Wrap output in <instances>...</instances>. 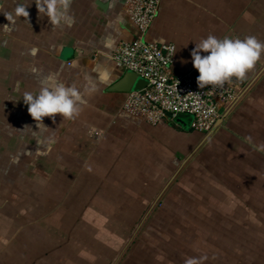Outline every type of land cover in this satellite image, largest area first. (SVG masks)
Returning a JSON list of instances; mask_svg holds the SVG:
<instances>
[{
  "label": "crops",
  "instance_id": "1",
  "mask_svg": "<svg viewBox=\"0 0 264 264\" xmlns=\"http://www.w3.org/2000/svg\"><path fill=\"white\" fill-rule=\"evenodd\" d=\"M17 5L27 7L28 17L15 15ZM69 14L74 23L54 27L38 13L35 0H0V264H40L41 255L56 247L52 240L73 236L74 188L81 182L79 188L89 190L91 180L105 188L103 158L112 141L132 142L150 152L151 165L163 167L171 156L191 154L205 135L187 128V114L157 125L139 121L123 110L127 92L110 89L126 72L110 55L139 36L127 0H71ZM209 34L264 41V0H161L146 38L174 43V70L185 72L193 67L195 43ZM89 81L96 85L90 93L84 91ZM233 82L238 97L232 109L222 111L228 115L221 127L264 140V55L245 79ZM54 83L81 90V113L74 120L57 114L37 124L23 94L37 95ZM93 126L105 131L102 138L90 137ZM123 127L135 134L123 139ZM163 174L155 179L163 181ZM100 216L92 209L91 219Z\"/></svg>",
  "mask_w": 264,
  "mask_h": 264
},
{
  "label": "rangeland",
  "instance_id": "2",
  "mask_svg": "<svg viewBox=\"0 0 264 264\" xmlns=\"http://www.w3.org/2000/svg\"><path fill=\"white\" fill-rule=\"evenodd\" d=\"M185 117L190 129L192 115ZM123 129L124 139L132 132ZM104 134L99 127L89 130L95 139ZM246 137L221 127L163 167L151 165L150 152L132 142L112 141L107 157L96 154L107 164L102 180L109 182L97 189L91 180L89 190L78 182L73 236L52 240L56 247L41 255L40 264H184L190 257H207L203 264H264V152ZM151 170L166 178L155 179ZM97 197L106 204L99 206ZM92 209L98 220L91 219Z\"/></svg>",
  "mask_w": 264,
  "mask_h": 264
},
{
  "label": "built area",
  "instance_id": "3",
  "mask_svg": "<svg viewBox=\"0 0 264 264\" xmlns=\"http://www.w3.org/2000/svg\"><path fill=\"white\" fill-rule=\"evenodd\" d=\"M160 3L161 0H127V10L139 29V36L121 42L110 57L119 67L145 78L148 84L141 90L127 92L123 110L151 125L189 114L194 130L211 133L218 119L223 117L222 111L232 109L238 97L236 86L232 80L222 88L200 89L199 73L194 67L185 72L174 70L176 45L146 38Z\"/></svg>",
  "mask_w": 264,
  "mask_h": 264
},
{
  "label": "clouds",
  "instance_id": "4",
  "mask_svg": "<svg viewBox=\"0 0 264 264\" xmlns=\"http://www.w3.org/2000/svg\"><path fill=\"white\" fill-rule=\"evenodd\" d=\"M40 15L48 17L54 27H63L74 23V18L69 14L71 0H35ZM16 16L28 17L27 7L17 5ZM6 18L13 20L11 14ZM202 53H205L202 55ZM264 55V41L254 35L240 38H218L209 34L195 43L191 51L193 67L198 71L197 85L200 89L206 86L224 87L231 83L233 78L243 80L254 69L257 62ZM96 85L89 81L84 87L85 92H93ZM23 102L27 105L29 115L37 124H43L45 117L55 118L59 114L64 120H74L81 113L83 103L82 93L75 85L54 83L51 86H42L37 95L31 92L23 94ZM245 140L256 151L264 152V142L255 145L251 137ZM207 257H190L184 264H203Z\"/></svg>",
  "mask_w": 264,
  "mask_h": 264
},
{
  "label": "water",
  "instance_id": "5",
  "mask_svg": "<svg viewBox=\"0 0 264 264\" xmlns=\"http://www.w3.org/2000/svg\"><path fill=\"white\" fill-rule=\"evenodd\" d=\"M148 84V81L137 75L134 71L132 70H127L124 75L116 82L114 83L110 89L111 90H116V91H121V92H130V91H137L143 89L146 85ZM228 114H225V117ZM221 117L218 119L215 128L209 133L210 135L213 134L217 129H219L224 122V118ZM116 264V263H114Z\"/></svg>",
  "mask_w": 264,
  "mask_h": 264
}]
</instances>
